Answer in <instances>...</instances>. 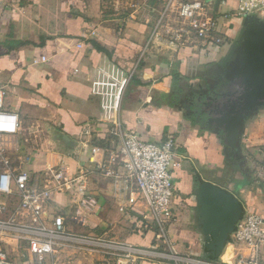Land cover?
I'll list each match as a JSON object with an SVG mask.
<instances>
[{
	"label": "crops",
	"instance_id": "1",
	"mask_svg": "<svg viewBox=\"0 0 264 264\" xmlns=\"http://www.w3.org/2000/svg\"><path fill=\"white\" fill-rule=\"evenodd\" d=\"M164 4L153 13L137 10L125 17L104 0H0L3 107L19 116L17 136L4 142V155L13 162L1 172L8 168L41 179L43 171L64 163L77 177L91 171L95 162H108L117 145L107 133L110 124L104 121L100 98L91 94V79L99 70L133 71L120 105L121 125L146 141L170 135L176 142L174 155L180 166L171 176L178 221L167 226L168 241L149 220L143 203L120 212L124 199L114 191L111 179L97 174L87 173L81 185L54 191L47 215L62 217L72 235L125 244L141 252L120 264H173L146 255L170 252L207 264H235L245 250L230 236L216 260L205 255L197 189L201 182L212 183L232 193L244 212L264 215V185L246 182L245 140L241 139L237 158L225 156L222 134L201 119L197 106L198 99H205L217 90L214 85L221 78L226 79L225 57L240 23L226 22L227 42L220 48L176 50L166 39L173 10L164 13ZM228 9H235V4L229 2ZM159 19V38L144 51ZM243 135L252 143L257 135L260 140L264 137V110L247 119ZM110 167L121 173L117 164ZM72 194L76 199L90 196L92 212L72 204ZM14 208L10 206L9 215ZM21 222L34 224L36 219L27 214ZM25 256L19 264H101L102 260L95 248L77 244L57 248L54 263L47 256Z\"/></svg>",
	"mask_w": 264,
	"mask_h": 264
},
{
	"label": "built area",
	"instance_id": "2",
	"mask_svg": "<svg viewBox=\"0 0 264 264\" xmlns=\"http://www.w3.org/2000/svg\"><path fill=\"white\" fill-rule=\"evenodd\" d=\"M229 2L235 4V9H228ZM163 8L164 13L170 10L174 12L173 25L166 39L176 50L201 46L220 48L227 42L223 28L226 22L241 24L244 18L258 15H261L258 19H264V0H189L175 4L174 0H167ZM161 20L153 28L144 51L152 44L153 39L159 38ZM42 61L46 59L42 58ZM132 74L133 71L99 70L91 79V94L100 98L104 121L110 124L107 133L117 145L108 162H95L91 171L82 172L77 177L70 174L64 163L43 171L41 179H34L26 172H15L8 168L0 173V230L26 242V254L38 259L47 256L54 263L57 248L77 244L95 248V252L102 257L101 264H110L109 261L120 264V260L141 255L140 251L125 244L72 235L65 229L62 217L49 218L47 215V202L53 192L61 188L67 189L77 182L81 185V179L87 173L112 180L114 191L124 199L125 204L119 208L120 212L143 203L149 220L157 227L161 238L168 241L167 226H173L178 221L173 207L175 187L171 176L173 168L180 166L174 155L176 142L170 135L157 142L146 141L121 125L120 105ZM5 95L4 88L0 86V156L6 151L4 142L13 140L19 132L18 114L3 107ZM242 138L245 140L243 149L248 151L246 157L254 166V177L264 184V145L250 150L249 146L253 141L248 136L243 135ZM261 140L264 141L263 136ZM114 164L121 169V173L111 169L110 165ZM47 172L53 186L46 182ZM70 202L88 212H92L94 207V200L88 195L76 199L72 194ZM11 205L15 208L9 215ZM27 214L36 219L34 224L21 222L22 217ZM230 240L245 250L238 255L235 264H264V215L244 212L231 233ZM146 255L165 258L173 264H207L203 260L180 256L175 252ZM0 264L18 263L10 260L0 249Z\"/></svg>",
	"mask_w": 264,
	"mask_h": 264
},
{
	"label": "water",
	"instance_id": "3",
	"mask_svg": "<svg viewBox=\"0 0 264 264\" xmlns=\"http://www.w3.org/2000/svg\"><path fill=\"white\" fill-rule=\"evenodd\" d=\"M228 81L239 80L240 89L231 93L228 110L211 122L222 134L225 156L238 157L247 119L264 110V19L244 18L227 56ZM197 216L205 255L216 260L242 218L244 206L229 191L201 182L197 189Z\"/></svg>",
	"mask_w": 264,
	"mask_h": 264
},
{
	"label": "rangeland",
	"instance_id": "4",
	"mask_svg": "<svg viewBox=\"0 0 264 264\" xmlns=\"http://www.w3.org/2000/svg\"><path fill=\"white\" fill-rule=\"evenodd\" d=\"M167 0H104L105 5L114 7L115 10H117L118 13L122 14L124 12V16L127 17V15H130L131 11H137V10H144L146 13H153L151 11L153 8L158 9L161 5H163ZM182 1H189V0H174V4ZM201 1H206V0H201ZM150 10V11H149ZM174 14V12H173ZM258 15V14H255ZM261 16V15H258ZM258 16H253V18L258 19ZM236 31V30H235ZM214 85V87H216ZM259 135H257L256 141L249 146L250 150L256 147H260L264 145V141L260 140L258 138ZM244 154H248V151L243 150ZM253 151V150H252ZM244 156V155H243ZM246 156V155H245ZM248 158V156H247ZM246 159V157H244ZM13 160V159H12ZM11 161V158L8 155H3L0 156V172L2 171V168L4 165H8ZM244 167H245V174L247 176V183L250 185L253 184H263L261 183L260 180H257L254 177V166L250 163V161L247 159L244 161ZM264 185V184H263ZM255 189H253L254 192ZM252 192V193H253ZM21 244L23 247H21ZM26 242H21L20 240H17L14 236L12 235H6L0 230V249L6 253L9 259H11L14 262H19L22 263L24 259H26L25 255L26 252L24 251V246ZM44 261H42L41 264H43ZM51 264V261H50ZM182 264V263H181Z\"/></svg>",
	"mask_w": 264,
	"mask_h": 264
},
{
	"label": "flooded vegetation",
	"instance_id": "5",
	"mask_svg": "<svg viewBox=\"0 0 264 264\" xmlns=\"http://www.w3.org/2000/svg\"><path fill=\"white\" fill-rule=\"evenodd\" d=\"M238 31L235 32L237 35ZM223 82H227L229 84H239V80L234 79L233 81H228L226 79L221 78L218 85L210 94L206 96L205 99H198V109L199 113L202 115L201 119H204L205 123L211 127H215V124L211 122V119L214 118L219 112L228 110V100H233L234 97L231 96V93L237 90H227L225 92L222 91V87L224 86ZM240 87V84H239ZM200 115V116H201ZM234 157H231V159Z\"/></svg>",
	"mask_w": 264,
	"mask_h": 264
},
{
	"label": "trees",
	"instance_id": "6",
	"mask_svg": "<svg viewBox=\"0 0 264 264\" xmlns=\"http://www.w3.org/2000/svg\"><path fill=\"white\" fill-rule=\"evenodd\" d=\"M223 84H224V86L222 87L223 92H225L227 90H231V91L237 90L238 91L240 89L238 83L233 85V84H229L227 82H223Z\"/></svg>",
	"mask_w": 264,
	"mask_h": 264
}]
</instances>
